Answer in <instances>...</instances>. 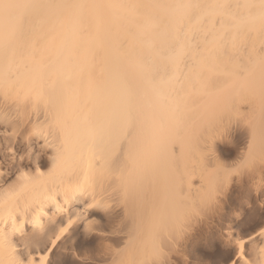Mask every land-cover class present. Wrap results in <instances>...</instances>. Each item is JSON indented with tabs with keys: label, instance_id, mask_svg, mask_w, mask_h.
<instances>
[{
	"label": "bare ground",
	"instance_id": "obj_1",
	"mask_svg": "<svg viewBox=\"0 0 264 264\" xmlns=\"http://www.w3.org/2000/svg\"><path fill=\"white\" fill-rule=\"evenodd\" d=\"M214 201L199 263L264 264V0H0V264H176Z\"/></svg>",
	"mask_w": 264,
	"mask_h": 264
},
{
	"label": "rangeland",
	"instance_id": "obj_2",
	"mask_svg": "<svg viewBox=\"0 0 264 264\" xmlns=\"http://www.w3.org/2000/svg\"><path fill=\"white\" fill-rule=\"evenodd\" d=\"M171 183H172V181H170ZM169 182V183H170ZM194 183H196V181H194ZM172 185V184H171ZM170 186V185H169ZM171 188V187H170ZM169 188V189H170ZM170 190H172V189H170ZM171 194H170V196H172V191H169ZM170 196H169V199H170V204H172V206H171V208L173 207V210H175V212H179L178 211V209H177V211H176V209H174L175 208V206H176V204H175V206H174V202H175V200H174V202H172V200H171V198H170ZM175 197V196H174ZM173 197V198H174ZM172 198V199H173ZM176 199H177V197H176ZM214 204H215V201H214ZM178 205V204H177ZM196 205V208L195 207H193L192 206V208H193V210L190 208V210L192 211H190L189 209V212H187V215H186V217L185 216H183V217H181V219H180V221H182V223L185 221V219L187 218V220H186V223H184V231H183V227H181V228H179V227H177V228H179V230H182V231H179L178 232V229H176L177 230V232H176V230L174 229V231H172L171 232V236H173L172 238H174L175 239V237H176V240H174V242L176 243V245H178L179 244V246L181 247V249L183 248V250L185 251H183L182 250V253H183V260L181 259V261H180V259L179 260H177V262H175L176 264H180L181 262H183L184 263V260H186V262L187 263H189V264H200L201 262H208V263H214V262H216V260H214V259H209V258H207V260H202L200 263H199V260H198V258H197V256L198 255H196L195 253H193V249H206V250H208L209 248H210V245H211V243L210 242H212L211 240H213V238L215 237V233L216 234H218V233H221V231L223 230V229H225V227H226V223H227V217H228V212H227V210L228 211H231V206H229V205H226L225 206V209L222 211V212H220V211H218L217 209H219L218 208V205H213V203H211L210 202V205L208 204V206H207V204H206V206H201V208L202 209H198V207H200V205H199V203L198 204H195ZM194 205V206H195ZM197 205H199V206H197ZM212 205V206H211ZM209 206H211V207H209ZM217 206V207H216ZM216 207V208H215ZM187 209V208H186ZM198 209V210H197ZM217 211H216V210ZM197 210V211H196ZM215 210V211H214ZM219 212V214H217ZM174 213V212H173ZM194 214V216H193V214ZM188 214H189V216H191L192 218H190V217H187L188 216ZM178 217H180V215H179V213H178V215H177ZM184 217H185V219H184ZM224 217V218H223ZM195 218V219H194ZM182 219H184V220H182ZM190 221H189V220ZM192 219V220H191ZM193 219H194V222H193ZM208 219V220H207ZM206 220V221H205ZM211 220V221H210ZM210 221V222H209ZM201 222V223H200ZM206 222H208V224L207 225H209V228H208V230H207V228H206V226H205V223ZM181 223V225H183ZM190 224H192V225H190ZM190 225V226H189ZM195 226V227H194ZM211 226V227H210ZM217 226V227H216ZM196 228V229H195ZM206 230H205V229ZM212 228V229H211ZM202 231H201V230ZM186 230V231H185ZM204 230H205V232H204ZM214 230V231H213ZM206 231H207V233H206ZM220 231V232H219ZM175 232V233H174ZM214 232V233H213ZM178 233V234H177ZM179 233H180V236H179ZM209 233V234H208ZM183 234V235H182ZM185 234V235H184ZM202 234V235H201ZM206 235V236H205ZM178 236H179V238H178ZM182 236V237H181ZM180 237L182 238V239H180ZM189 237V238H188ZM192 237V238H191ZM211 237H212V239H211ZM178 238V239H177ZM209 238V239H208ZM170 240H171V238H170ZM181 240V241H180ZM190 240V241H189ZM180 241V242H179ZM184 242V243H183ZM174 243V244H175ZM182 243V244H181ZM186 244V245H185ZM176 245H174V246H176ZM184 246V247H183ZM186 246V247H185ZM177 247V246H176ZM184 254H187V255H184ZM192 255V256H191ZM186 256V257H185ZM189 256V257H188ZM170 257V259L173 261V260H176V258L174 257V256H169ZM173 258H175V259H173ZM186 258V259H185Z\"/></svg>",
	"mask_w": 264,
	"mask_h": 264
}]
</instances>
